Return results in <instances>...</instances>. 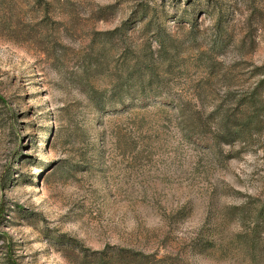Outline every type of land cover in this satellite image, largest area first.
<instances>
[{"label":"rangeland","instance_id":"obj_1","mask_svg":"<svg viewBox=\"0 0 264 264\" xmlns=\"http://www.w3.org/2000/svg\"><path fill=\"white\" fill-rule=\"evenodd\" d=\"M0 98V264H264V0H0Z\"/></svg>","mask_w":264,"mask_h":264},{"label":"trees","instance_id":"obj_2","mask_svg":"<svg viewBox=\"0 0 264 264\" xmlns=\"http://www.w3.org/2000/svg\"><path fill=\"white\" fill-rule=\"evenodd\" d=\"M157 41H159L158 38H157ZM139 84L142 85V81H140ZM139 88L141 89L140 86H139ZM86 98L89 99V101H91L98 108L103 107V102H101V100H97L99 98H97V96H95L94 94H88L86 96ZM109 99L111 101H115V100L121 101V100H123V96L120 95V94L114 93V94H111L109 96ZM0 101H3V100L0 98ZM215 128H216V130L219 131V134L218 135H220L221 133H225V132L228 131L227 130L228 129L227 128V120H226V116L224 114H219L218 119H217V121L215 123ZM1 212H2V210H0V213Z\"/></svg>","mask_w":264,"mask_h":264}]
</instances>
